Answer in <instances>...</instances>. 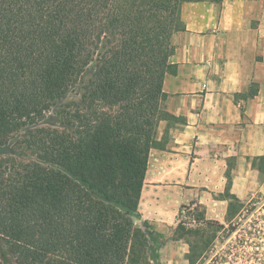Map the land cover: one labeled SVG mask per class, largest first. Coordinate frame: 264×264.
<instances>
[{"label":"trees","instance_id":"obj_1","mask_svg":"<svg viewBox=\"0 0 264 264\" xmlns=\"http://www.w3.org/2000/svg\"><path fill=\"white\" fill-rule=\"evenodd\" d=\"M185 1L0 0V155L30 126L29 145L54 166L0 160L4 257L158 259L161 243L150 237L161 233L132 217H142L151 150L169 141L160 123L180 119L165 109L164 80L176 72L170 58L174 34L186 28ZM257 160L264 170V156Z\"/></svg>","mask_w":264,"mask_h":264},{"label":"crops","instance_id":"obj_2","mask_svg":"<svg viewBox=\"0 0 264 264\" xmlns=\"http://www.w3.org/2000/svg\"><path fill=\"white\" fill-rule=\"evenodd\" d=\"M182 19L176 72L164 80L165 109L180 119L160 123L159 138L169 127V141L151 150L140 211L152 182L163 180L178 204L173 217L185 205L199 221L222 220L264 179L254 165L264 156V0H187Z\"/></svg>","mask_w":264,"mask_h":264},{"label":"rangeland","instance_id":"obj_3","mask_svg":"<svg viewBox=\"0 0 264 264\" xmlns=\"http://www.w3.org/2000/svg\"><path fill=\"white\" fill-rule=\"evenodd\" d=\"M74 97L77 98L78 95L72 93V98ZM31 132L32 128L30 126H23L12 133L9 143L10 150L0 155V160L5 161V163L17 161L32 162L53 168L54 166L51 163L44 160L39 150L29 145V134ZM152 183L157 186L149 187L152 191V197L147 192L144 193L141 204L142 217H132L135 224L144 229H147L145 223L147 221L151 229L157 230L156 224L147 217H154L160 223L164 221L169 225V229L165 228V233L160 232L158 239L150 237L152 245L158 242L161 243V254L158 259H152L153 254H150L151 264H205L207 251L214 243L219 231L224 227L225 223H229L236 216L243 204L237 203L236 211L233 213L229 211L222 220L199 221L201 219L193 218L189 212V206L185 205H183L185 207H181V214L173 217L178 204L173 200L172 188L162 186V183H166L163 180ZM148 184L147 187L149 186ZM164 196H166L165 199ZM166 217L167 219H165ZM194 219L198 221L196 222ZM7 251V245L0 236V254L2 255L3 263L18 264L15 257L11 254L4 257L3 253Z\"/></svg>","mask_w":264,"mask_h":264},{"label":"built area","instance_id":"obj_4","mask_svg":"<svg viewBox=\"0 0 264 264\" xmlns=\"http://www.w3.org/2000/svg\"><path fill=\"white\" fill-rule=\"evenodd\" d=\"M205 264H264V179L219 231Z\"/></svg>","mask_w":264,"mask_h":264}]
</instances>
